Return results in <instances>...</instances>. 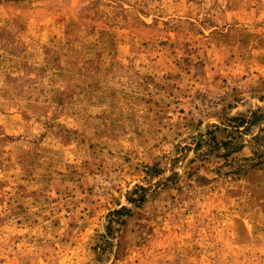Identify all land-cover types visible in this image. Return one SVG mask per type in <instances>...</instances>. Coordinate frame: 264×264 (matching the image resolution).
<instances>
[{
	"label": "rangeland",
	"instance_id": "obj_1",
	"mask_svg": "<svg viewBox=\"0 0 264 264\" xmlns=\"http://www.w3.org/2000/svg\"><path fill=\"white\" fill-rule=\"evenodd\" d=\"M0 264H264V0H0Z\"/></svg>",
	"mask_w": 264,
	"mask_h": 264
}]
</instances>
